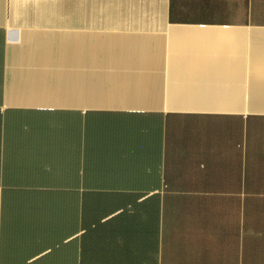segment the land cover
I'll list each match as a JSON object with an SVG mask.
<instances>
[{
  "label": "crops",
  "instance_id": "0c3cea01",
  "mask_svg": "<svg viewBox=\"0 0 264 264\" xmlns=\"http://www.w3.org/2000/svg\"><path fill=\"white\" fill-rule=\"evenodd\" d=\"M0 264H264V0H0Z\"/></svg>",
  "mask_w": 264,
  "mask_h": 264
}]
</instances>
